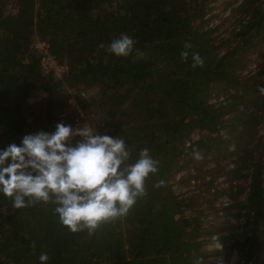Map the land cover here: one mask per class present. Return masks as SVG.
I'll return each mask as SVG.
<instances>
[{
    "label": "trees",
    "instance_id": "16d2710c",
    "mask_svg": "<svg viewBox=\"0 0 264 264\" xmlns=\"http://www.w3.org/2000/svg\"><path fill=\"white\" fill-rule=\"evenodd\" d=\"M213 2L0 0V148L75 127L82 105L91 129L126 141L130 162L143 148L158 161L129 213L91 235L70 232L51 201L17 209L0 195V264H41V253L46 264H264V0L228 4L229 18L209 28ZM121 33L135 42L126 57L107 51ZM36 40L67 64L62 78L43 75ZM193 52L203 66L192 67ZM218 194L231 204L212 225ZM213 235L222 248H207Z\"/></svg>",
    "mask_w": 264,
    "mask_h": 264
},
{
    "label": "clouds",
    "instance_id": "9594fccd",
    "mask_svg": "<svg viewBox=\"0 0 264 264\" xmlns=\"http://www.w3.org/2000/svg\"><path fill=\"white\" fill-rule=\"evenodd\" d=\"M134 44L129 35L121 33L107 51L126 57ZM191 47L185 42L182 58L189 56ZM191 60L193 68L204 64L196 52ZM257 91L264 95V85H258ZM194 158L201 156L195 152ZM131 160V150L122 137L58 122L52 132L28 133L19 144L0 148V195L10 198L17 209L51 201L59 222L70 232L87 229L91 235L102 223L127 215L145 195L149 174L158 171V161L147 148ZM211 240L215 248H222L217 235ZM48 259L47 253L39 256L41 264Z\"/></svg>",
    "mask_w": 264,
    "mask_h": 264
},
{
    "label": "rangeland",
    "instance_id": "374dc122",
    "mask_svg": "<svg viewBox=\"0 0 264 264\" xmlns=\"http://www.w3.org/2000/svg\"><path fill=\"white\" fill-rule=\"evenodd\" d=\"M241 0H214V5H215V8H214V10H212L211 12H210V14L209 15H213L214 17H213V19L211 20V21H209L208 22V24H207V27H209V28H214V27H216V26H219L220 24H221V21L220 20H222L223 18H229V15H230V8H229V5L228 4H233V3H236L237 4V2H240ZM8 9H10V6H8ZM215 14H217V15H215ZM216 16V17H215ZM208 17V16H207ZM228 26V23H224V26L223 27H221V29L219 30V32L218 33H220V32H224V30H225V28ZM232 29V27H229L227 30H226V32H228L229 30H231ZM225 32V33H226ZM224 33V34H225ZM37 41V40H36ZM35 41V42H36ZM264 48V47H263ZM264 50V49H263ZM256 55L255 54H252L251 55V57H249V58H254ZM258 60H261V58H259V59H257V61ZM256 61L254 62H249L248 63V65H247V68L243 71V74H247L248 72H250V71H252V70H254V67L256 66ZM217 98H219V99H222V96H215V97H213L212 96V98H210V100L212 101V102H215L216 100H217ZM79 108H77L78 110H76L77 111V113H79V117H80V120L78 119V121H79V123L77 124V125H75V127L74 128H82V127H84L85 125H86V127H88V128H90V126H89V124H88V121H87V118H88V116L90 115L91 116V114H90V110H85L83 107H82V105H80V106H78ZM259 128V133L260 134H264V125H262V126H260V127H258ZM198 137H199V134H198V132H194L193 133V135H192V139H194V140H197L198 139ZM233 146L234 145H232V144H230L229 145V149L230 150H233ZM215 152H216V150H215ZM224 165H225V167H226V169L227 168H230V167H232V165H231V162L229 161V158L227 159H225V161H224ZM192 167V166H191ZM191 167H189V168H187V169H185V172H180V174L179 175H181V174H184L185 176H186V172L191 168ZM225 169V170H226ZM192 172L191 173H193L194 172V169H192L191 170ZM178 175V176H179ZM188 176V175H187ZM222 176V175H221ZM223 178V179H222ZM224 176H222L221 178H218V182L220 183V185H219V188H226L227 187V185L225 184V182H224ZM192 183H193V180L191 181ZM173 191H174V194H175V196H178V197H180V196H182V195H184V191L186 190V186H182V183H180V181L177 179L176 181H175V183H173ZM224 189H220V190H224ZM217 197V198H216ZM231 201V200H230ZM229 201V199H228V197H226V196H222V195H216L215 196V208H216V211H215V214L214 215H209V216H207L205 219L208 221V222H210V223H213L212 225H216V224H218L219 222H225V220H226V215H225V213H224V208H226V207H228V206H230V204H231V202ZM231 216H229V218H230ZM207 221H206V223H204V226L205 227H209L210 225V223H207ZM215 229V228H214ZM210 230H212V228H210ZM207 248L210 250V249H214L215 247H214V245L212 244V240L210 241V243L208 244V246H207Z\"/></svg>",
    "mask_w": 264,
    "mask_h": 264
},
{
    "label": "built area",
    "instance_id": "2783aa9c",
    "mask_svg": "<svg viewBox=\"0 0 264 264\" xmlns=\"http://www.w3.org/2000/svg\"><path fill=\"white\" fill-rule=\"evenodd\" d=\"M34 50L40 57V68L44 76H52L54 78H62L68 72L67 64H60L58 60L50 53L49 44L46 41L37 40L34 43ZM84 95V94H82ZM71 105H76L75 99L69 100ZM76 110L79 108L75 106ZM79 121L77 120V124ZM76 124V125H77Z\"/></svg>",
    "mask_w": 264,
    "mask_h": 264
}]
</instances>
